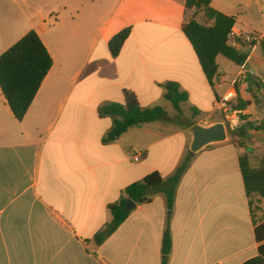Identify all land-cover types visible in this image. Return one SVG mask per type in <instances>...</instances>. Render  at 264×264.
<instances>
[{
	"label": "crops",
	"instance_id": "crops-1",
	"mask_svg": "<svg viewBox=\"0 0 264 264\" xmlns=\"http://www.w3.org/2000/svg\"><path fill=\"white\" fill-rule=\"evenodd\" d=\"M186 2L0 0V57L35 31L54 60L23 121L0 98V264H164L169 216L167 264H247L262 257L256 228L264 223V198H248L240 157L256 168L264 164V82L248 75L236 85L235 102L249 104L240 110L239 143L226 129V141L192 155L197 127L225 124L220 102L242 66L219 56L218 76L208 81L183 32L193 17L206 20ZM259 2L213 0L212 8L233 17L236 28L255 31L248 19L259 13ZM126 29L130 36L114 56L109 43ZM243 52L264 74L262 46ZM172 84L188 94L181 113L165 98ZM127 92L142 109L163 108L169 121L111 140L113 120L100 110L125 106ZM189 153L172 213L158 194L96 244L113 221L110 206L129 186L154 172L169 178Z\"/></svg>",
	"mask_w": 264,
	"mask_h": 264
},
{
	"label": "trees",
	"instance_id": "trees-1",
	"mask_svg": "<svg viewBox=\"0 0 264 264\" xmlns=\"http://www.w3.org/2000/svg\"><path fill=\"white\" fill-rule=\"evenodd\" d=\"M213 0H187L189 10L195 9L202 13L205 23L193 17L183 27V32L192 44L208 81L212 84L219 73L217 58L223 56L237 66H243L249 53L240 52L228 45V35L235 27L233 17L212 8ZM131 33L126 29L116 35L109 43V49L114 56H118ZM264 54V44L262 45ZM54 60L43 41L35 31L28 33L23 39L11 47L0 57V89L18 121H23L30 107L36 99L45 79L52 70ZM262 87L260 83H257ZM165 98L181 113V105L188 101V94L182 92L177 85H169ZM249 104L238 100L237 110H244ZM102 116L113 120L112 133L119 138L131 128L156 121H169L168 113L161 107L142 109L133 92H127V104H108L101 108ZM230 137L239 143L243 133L240 130H229ZM190 153L177 168L175 173L164 179L160 173L154 172L143 181L129 186L121 199L110 206L113 216L108 224L95 236L97 245H102L129 218L132 211H127L128 202L133 201L141 206L151 203L158 194L166 197L168 210L172 213L175 207L177 189L190 167ZM240 165L248 198L259 196L264 198V164L261 168L252 166L247 155L240 157ZM259 242L264 241V223L256 228ZM173 248L171 231V216L168 217L167 227L163 239L164 264H167ZM262 257L247 264H264V246L260 248Z\"/></svg>",
	"mask_w": 264,
	"mask_h": 264
},
{
	"label": "built area",
	"instance_id": "built-area-1",
	"mask_svg": "<svg viewBox=\"0 0 264 264\" xmlns=\"http://www.w3.org/2000/svg\"><path fill=\"white\" fill-rule=\"evenodd\" d=\"M263 44L264 34L258 31H246L234 27L228 35V45L240 52H243L245 49L261 47ZM249 60L250 56H248L246 62L242 66L240 74L233 81V90L228 92L220 102L221 108L225 112V126L228 130H238L243 121L242 113L235 108L237 105L235 102L237 98L235 91L237 83L248 75L264 82V74H260L257 70L249 66ZM139 160V157L134 158L135 162H138Z\"/></svg>",
	"mask_w": 264,
	"mask_h": 264
},
{
	"label": "water",
	"instance_id": "water-1",
	"mask_svg": "<svg viewBox=\"0 0 264 264\" xmlns=\"http://www.w3.org/2000/svg\"><path fill=\"white\" fill-rule=\"evenodd\" d=\"M110 139H115L113 134H110ZM226 140L227 131L225 124H216L210 128L197 127L194 131V141L191 147V154L194 155L208 145L222 143ZM136 206V203L130 201L126 206V209L127 211H132Z\"/></svg>",
	"mask_w": 264,
	"mask_h": 264
},
{
	"label": "rangeland",
	"instance_id": "rangeland-1",
	"mask_svg": "<svg viewBox=\"0 0 264 264\" xmlns=\"http://www.w3.org/2000/svg\"><path fill=\"white\" fill-rule=\"evenodd\" d=\"M263 4H264V0H260L258 4V8L260 9L259 13L256 16H252L251 18L248 19V22L251 25V29L249 30H255L264 33V6L262 7ZM1 97H2V93L0 91V98Z\"/></svg>",
	"mask_w": 264,
	"mask_h": 264
}]
</instances>
